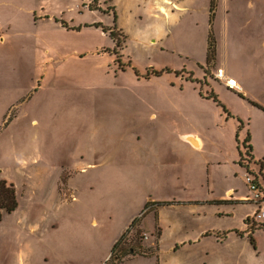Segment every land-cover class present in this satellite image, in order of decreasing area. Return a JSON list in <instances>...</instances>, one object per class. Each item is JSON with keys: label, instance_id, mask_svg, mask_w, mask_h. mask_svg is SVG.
<instances>
[{"label": "rangeland", "instance_id": "obj_1", "mask_svg": "<svg viewBox=\"0 0 264 264\" xmlns=\"http://www.w3.org/2000/svg\"><path fill=\"white\" fill-rule=\"evenodd\" d=\"M172 1L156 43L152 0L105 4L128 27L118 63L102 31L113 16L92 0H0V179L18 200L0 223V264H104L123 234L118 249L158 247L160 264H264V230L254 245L218 234L253 207L229 217L209 203L230 187L248 196L247 132L264 172V0Z\"/></svg>", "mask_w": 264, "mask_h": 264}, {"label": "trees", "instance_id": "obj_2", "mask_svg": "<svg viewBox=\"0 0 264 264\" xmlns=\"http://www.w3.org/2000/svg\"><path fill=\"white\" fill-rule=\"evenodd\" d=\"M110 1L111 0H104V4L110 3ZM92 2L93 4H91L89 7L90 10H95L103 14H109L111 12L110 14H112L113 16V26L111 28H102V31L105 34H108L111 40L113 41L114 49L112 50V52L116 56L115 61L119 63L122 57L119 51L122 49L123 45L125 44L127 37L124 35L118 34L122 32L120 29H118L117 24H116L117 23V13L115 10V6H111V8L107 7L103 9V7L100 4V0H92ZM212 2L213 1H211V3ZM206 50H207L206 63L208 64L210 61L214 62L215 45H214V41L211 36L208 37ZM123 66L124 65L120 64V69H123ZM166 72L168 73L169 71H166ZM161 74H163V71L162 72L151 71V72H147L146 77L148 78L150 75L158 77ZM175 74H178V73L176 72ZM206 99H212L214 102L218 103V105L223 109L224 112H226L225 108L218 102L216 96L212 92L208 96H206ZM9 120L11 121V119ZM8 123L9 121L6 123V125ZM241 126H239V129ZM252 151L253 149L251 145V138H250L249 132H247L245 139L241 143V150L239 148V145L237 147L238 158H239L238 165L242 167L246 173L253 175L256 180L260 181V183L262 184V194H263V199H264V176L261 174L263 166H262V162L260 161L254 162ZM252 164L258 167L257 173L250 170V166ZM159 205L166 206L167 204L161 203ZM17 208H18V200H17L14 185L12 183H8L6 180L0 179V223L3 221V218L5 215L12 214L13 212L17 210ZM135 224H138L136 220L132 222L130 228H132ZM260 226L262 227V229H259V230H264V225H260ZM159 236H160V231L157 229V238H159ZM124 237H125V234H123L113 245L110 257L105 261L104 264H119L125 259L134 257L136 255L142 256V257H152L155 255L157 247L153 248L152 252H149L148 254L143 253L141 255L138 254L133 248L118 249ZM249 238H250V243L254 245L252 234H249Z\"/></svg>", "mask_w": 264, "mask_h": 264}, {"label": "crops", "instance_id": "obj_3", "mask_svg": "<svg viewBox=\"0 0 264 264\" xmlns=\"http://www.w3.org/2000/svg\"><path fill=\"white\" fill-rule=\"evenodd\" d=\"M165 2H166V0H152V4H151V6H150V8L148 10V13H149L148 15H149L150 18H152L153 20L156 21V24H154V25H155L156 29L158 30L159 35L155 37L156 39H149V40L147 39L149 42L146 41V43H153V42L156 43L157 40H160L162 38L163 34H164L163 29H162L163 25H164L163 22L166 19L171 18L172 13H173V10H172L173 6L176 5L174 3V1H172V0H169V2H171V4H170L171 6L170 5L169 6L166 5ZM100 3H101V6L104 8V6H105L104 0H100ZM112 4L114 5V0H112ZM130 7H131V5H129L128 8L130 9ZM115 9H116V7H115ZM116 13H117V20H118L119 19L118 12L116 11ZM160 18H162L163 20L161 21ZM119 22H120V20H119ZM117 27L119 29H121L122 31H125V29L128 28L126 24H118ZM0 41H1V39H0ZM187 138H191L192 140L198 141V147H195V148H200L201 141H200V139L197 136L190 135V136H184L183 137L184 140H186ZM252 149L254 151V147H252ZM253 151H252L253 160H254V162H258L254 158ZM237 154H238V152H237ZM237 158H238V156H237ZM77 168H80L81 171L83 170V168L81 166H78ZM240 168L243 169L242 167H240ZM233 172H234L233 175L235 177H237L238 176V171L234 170ZM254 172L257 173L258 171H254ZM245 173H246L245 170H244L243 173H241L243 178H244ZM261 174L264 176L263 169L261 171ZM237 193H238L237 191L234 192V188L233 187H230V188L226 189L225 195H221L219 197H213V198H211L209 200V203H211V204L214 203V204H216V206H218V208H215L216 214L222 215V216L223 215H225V216L228 215L229 217L230 216L234 217V215H235L234 212H235V209L237 207H248V205H249L247 203L242 202L246 198V194L245 195H237ZM219 208H223V209H219ZM253 210H254V208H253ZM253 210L250 213H246V214H244L241 217V219H240L241 225L239 226L238 229L236 227H228L225 231L218 232V234L220 236H222L221 238L226 240L227 237L229 235H232V234L238 235L239 237H242L244 235L248 236L250 233L248 232V230L246 228L245 220H246V217L249 216L253 212ZM91 223H92V225H97V223H98L97 219L93 217L91 219ZM257 231H260V230H255L253 233H251L253 239H254V233H256ZM160 236H161V232H160ZM160 236H159V238H160ZM201 237H204V236H201ZM159 238H157V242L159 241ZM179 248L180 247H177L174 251L177 252V250H179ZM158 253H159V251H158V247H157L155 255L152 256V257H142V256H137L136 255L134 257H130V258L125 259L124 261H122L119 264H131V263L136 262V261H138L140 259H151V258L156 259L157 260V264H158L159 263L158 262Z\"/></svg>", "mask_w": 264, "mask_h": 264}, {"label": "built area", "instance_id": "obj_4", "mask_svg": "<svg viewBox=\"0 0 264 264\" xmlns=\"http://www.w3.org/2000/svg\"><path fill=\"white\" fill-rule=\"evenodd\" d=\"M215 79L223 83L229 90L238 92L239 88L231 78H227L223 69L216 70ZM245 185L248 190V196L242 201L251 205L254 210L246 217L245 225L248 232L251 234L252 230L264 225V199L262 194V184L259 180L251 174L245 173Z\"/></svg>", "mask_w": 264, "mask_h": 264}, {"label": "bare ground", "instance_id": "obj_5", "mask_svg": "<svg viewBox=\"0 0 264 264\" xmlns=\"http://www.w3.org/2000/svg\"><path fill=\"white\" fill-rule=\"evenodd\" d=\"M191 142H192L196 147H198V141H196V140L192 141V140H191Z\"/></svg>", "mask_w": 264, "mask_h": 264}]
</instances>
